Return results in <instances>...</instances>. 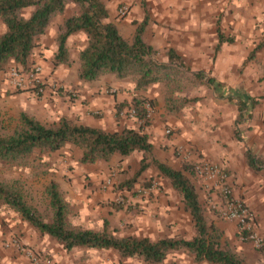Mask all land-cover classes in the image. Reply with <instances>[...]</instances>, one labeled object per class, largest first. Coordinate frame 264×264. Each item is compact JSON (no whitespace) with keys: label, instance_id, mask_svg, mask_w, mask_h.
I'll return each instance as SVG.
<instances>
[{"label":"crops","instance_id":"crops-1","mask_svg":"<svg viewBox=\"0 0 264 264\" xmlns=\"http://www.w3.org/2000/svg\"><path fill=\"white\" fill-rule=\"evenodd\" d=\"M103 1L109 9V20L118 30L119 24L126 25L125 38H131L136 23L147 16L144 39L156 49V59L168 63V50L172 49L179 57L177 61L173 58L175 65H183V71L187 73L202 71L204 81L212 78L215 84L203 83L206 88H201V91L204 93L197 95V98L186 99V106L177 116L165 111L163 82L154 83L146 89L158 109L144 127L152 144V158L178 168L181 159L176 156L175 148L184 145L189 149L192 161L207 159L222 166L230 175L234 195L248 204L254 226L264 238V39L261 38L264 36V0H145V5L141 0ZM118 1L130 6L123 19L117 15L111 16V9H115ZM219 33L224 41L216 50ZM54 36L55 30L50 27L42 46H37L33 54L31 66L42 67L45 90L41 97L36 96L42 98L40 104L56 111V121L63 116L105 130L133 125L130 118L117 117L115 109L116 103L129 101L134 95L130 90V81L117 79L114 75H103L92 82L81 80L78 77L77 58L71 54L72 60L68 64H60L49 75L47 70L55 50ZM86 41L85 33L79 31L68 37L66 46L72 53L71 47L76 42L75 47L79 52ZM51 84L57 86L49 91L46 88ZM0 86L2 91L12 88L5 74ZM27 93L35 97L33 93ZM70 93L74 98H70ZM173 94L185 96L187 93L181 90ZM247 96L254 98L256 103L244 115L246 119L237 122L240 98L246 99ZM167 129L170 133H166ZM70 152L71 149L67 147L58 153L62 157L53 162L52 170L55 171L53 179L66 203V210L70 212L67 217L71 218L67 221L71 226L100 230L107 225L121 236L148 237L152 240L163 237L191 239L194 236L191 216L181 214L172 187L163 179L159 178L165 184L150 197L125 193L129 197L131 195V201L118 208L112 203L118 191L100 189L104 179L109 176L107 164L115 165L114 182L127 178L139 168L141 152L123 158L115 155L106 164L102 161L83 164L77 151L74 157ZM247 153L259 160L257 166L249 164ZM70 161L78 163V166L69 168ZM76 174L88 178L90 188L86 189L87 184H83V190L78 188L73 181ZM157 175L156 169L147 168L141 178ZM194 182L201 202L207 207L210 222L221 232L222 245L228 243L226 247H230L243 260L264 258V247L254 249L241 242L235 223L220 219L209 209L210 201H216L217 196L214 193L208 196L201 182L196 178ZM11 237H17L26 248L49 258L50 264H149L139 257L122 258L112 248L77 246L67 250L48 234L38 231L21 215L10 212L9 208L0 209V240ZM0 264L32 263L17 249L5 248L0 244ZM156 264L212 263L196 262L192 253L176 249Z\"/></svg>","mask_w":264,"mask_h":264},{"label":"trees","instance_id":"trees-1","mask_svg":"<svg viewBox=\"0 0 264 264\" xmlns=\"http://www.w3.org/2000/svg\"><path fill=\"white\" fill-rule=\"evenodd\" d=\"M141 2L145 5V0ZM68 6L73 7V13L67 15ZM109 15V9L103 0H0V23L3 26L0 31V75L7 72L10 63L22 71L29 70L32 67L30 57L36 47V39L48 30L56 17L61 16L63 19L56 27L54 66L71 61L66 46L67 39L73 33L84 32L87 41L78 53V77L90 82L106 74L120 79L131 78L134 95L130 101L117 103L116 116L120 117L121 109L135 111L131 117L133 125H124L118 130H105L67 117H61L57 123L48 125L22 112L11 132L0 130V163L24 166L27 164V157L36 150L50 154L69 145L79 150V161L83 164L110 161L115 155L123 158L141 152L140 166L135 175L114 182V192L118 191L123 195L126 192L132 193L142 173L153 163L158 171L157 180L163 179L172 187L184 210L190 214L194 236L191 239L163 237L152 240L148 237L121 236L107 225L100 230L71 226L67 221L66 203L55 181L47 186L53 208L51 220H44L41 213L27 204L15 188L0 183L1 200L38 231L48 234L67 250L77 246L112 248L122 258L139 257L146 263L156 264L162 262L171 250L185 249L193 254L196 262L244 264L240 256L223 248L221 232L209 220L207 207L201 202L194 182L195 162L191 159L181 160L182 167L176 169L153 159L152 144L144 131L151 120L147 117L148 110L145 107L151 101L144 94L150 85L164 82L171 89L178 80L177 73L190 80L193 78L192 80L200 83L215 86L213 79L208 78L205 82L202 71H183V65H175L173 62V58L177 61L179 57L172 49L168 50V63L156 59V49L144 39L147 16L136 23L133 37L129 40L120 34L117 26L109 20ZM223 41L224 37L219 33L216 50ZM18 90L34 92L36 87ZM170 97L171 95L166 97L165 111L167 114H175L182 104L173 106ZM255 103L256 100L249 96L246 99L240 98L236 121L246 119L244 115ZM247 157L252 166L259 164V160L250 153H247ZM114 205L117 208L122 206Z\"/></svg>","mask_w":264,"mask_h":264},{"label":"rangeland","instance_id":"rangeland-1","mask_svg":"<svg viewBox=\"0 0 264 264\" xmlns=\"http://www.w3.org/2000/svg\"><path fill=\"white\" fill-rule=\"evenodd\" d=\"M123 4H126L129 6V4L126 2L118 1L115 4V9H113V8L111 9V16L112 17H113V15L118 16V8ZM71 13H73V7L68 6L66 14L68 15ZM118 17L121 19L125 18V16L124 17L118 16ZM62 19L63 18L61 16L56 17L50 25V27L55 30V36H54L55 50H56V27H57L59 21H61ZM125 26L126 25H120L119 24V30L121 31V35L123 37L127 34V33H125V28H124ZM50 27L48 29H50ZM129 27L131 29L132 28L134 29L133 26L129 25ZM2 28H3V26L0 23V31H2ZM47 32H48V30L36 39V47L42 46V43L44 42V40L47 37ZM132 37H133V35H132ZM131 38H128V39L131 40ZM261 38L264 39V36H262ZM75 45H76V42H73L74 47H71L72 53H70L69 50H68V53H69V56L71 54L72 56L74 55V57L78 58L79 52H77ZM36 47L34 48V51L30 57L31 62H33V60H34L33 54H34V52L37 51ZM55 50H54V52H55ZM70 60H72L71 57H70ZM49 65L50 66L48 67L47 71L50 75V73H52V71H55L59 65L54 66L53 57L51 58ZM11 66H13V65H11V63H10V65L7 67V69ZM5 72L6 71L2 72L0 75V85H1V81H3V77H4ZM106 75H112V74H106ZM1 76H2V78H1ZM117 79H120V78H117ZM123 79L131 82L132 88L130 90L132 91V94H134V91H133L134 84H133L131 78L128 77V78H123ZM177 79L178 80L173 83V87L171 89H169L164 82L163 83L161 82V83L163 84V99H164V101H166V97L168 95H171V97H170L171 98V104L173 106H176V105L180 106L182 104V106H180V109H179V111H180L182 107L186 106V104H185L186 100L184 101V103H182L183 99H191L193 97L194 98L199 97L197 95H199L200 93H204V91H201V88H206V86H203V83H200L196 80H190L189 77L183 76V74H180V73H177ZM56 86H57V84L56 85L51 84L46 89H48L50 91V89L53 90ZM43 87H44V83H43ZM181 87H182V89H181ZM57 88H61V90H62V87H60V86H58ZM187 89H189V90H187ZM181 90H183L185 93H187L185 96L188 98H185V96H175V94H173L175 92L180 93ZM27 92L33 93L35 97H33L31 94H28ZM41 94L37 95L30 90L20 91L18 89L13 88V87L10 89H5L2 91V88L0 86V130H2L4 132H11L15 128V126L18 122V119H19V115L22 112H26L27 114L32 115L35 118H37L42 123H45L48 125H52V124L57 123L61 117L56 121L55 120L56 117H54L56 111L53 110L49 106H43L40 104V101L42 98H37V97H39V96L41 97ZM144 94L151 101V103L150 102H147V103L151 104V107L153 109V114L157 113L158 109H157L156 105L153 103V101L151 100L150 96L147 95L146 90L144 91ZM176 95H178V93H176ZM69 96H70V98H74V96H72L71 93ZM132 97H133V95H131L130 100L132 99ZM120 102H122V101H120ZM116 105H117V103H116ZM116 105H115V109H116ZM165 109H166V107H165ZM125 111H127V110L126 109L120 110V117L124 116L125 118H130L129 116L125 115ZM178 112L175 114H172V115L177 116ZM67 147H69L71 149V152H70L71 156L74 157L75 151H77L79 153V150L77 148L69 145V146H65L64 148H62L59 151L52 152L50 154L40 153L39 150H36L31 156L27 157V159H26L27 164L24 166H18V165L13 166V165L0 163V183L3 185H7L10 188L13 187L17 191H19L21 193L24 201L27 204H29L31 207L36 208L41 213L42 218L44 220H51L52 215H53V208L50 205V198L47 194V186L51 182L54 181L53 177H55V175H53L55 171L53 172V170H52V168L54 169L53 162L58 161V159L60 157H62L59 154L62 153L63 150ZM79 155H80V153H79ZM53 157H56V158L54 159ZM70 162H71L70 164L68 163L69 168H75L78 166V163L76 164V163H74V161H70ZM102 162H103V164H106L110 161H102ZM106 167H107L109 176H111L112 178L115 177L114 176V173L116 172V168H114L115 165L110 166V164H107ZM181 167H182V162H180L179 167L176 169H179ZM148 168L157 170L156 166L153 163H152V166L151 167L149 166ZM137 170L135 171V173L137 172ZM86 173H88V172H86ZM135 173L132 176H129L127 178L133 177L135 175ZM141 176H140L139 181H138L139 186L148 184L149 181L152 179L157 180V176L153 177V178H147V179H144V178L142 179ZM124 179H126V178H124ZM122 180L123 179H121V180L117 179L115 181V183L122 181ZM73 181H74V183L77 184L78 188L83 190V188H84L83 184H87L88 178H84L83 175L79 176L76 174V176H73ZM160 184H161V186H163L165 183L160 182ZM88 188H90L89 184H87V186H86V189H88ZM111 191H114L113 187L111 188ZM174 194H175V197L177 198V200L179 202L181 214H183V215L186 214L187 216L190 217V214L184 210L183 204H182L179 196L177 195V193L175 191H174ZM112 203L114 204L113 201H112ZM114 207L116 208L115 205H114ZM7 208H9L10 212H15L18 215H20L17 211H15L9 205L4 203L3 200H1V198H0V209L7 210ZM69 213L70 212H68V209H67L66 215L68 216ZM70 218L71 217H67V219H70ZM2 240L4 241V239H1L0 244L1 245L3 244V246H4V243H2L3 242ZM7 240H9V239H6L5 241H7ZM243 243H247V242H243ZM226 244H227L226 246H228V243H226ZM247 244L251 245L250 243H247ZM222 246H223V248L231 250L230 247H226L225 245H222ZM5 248H8V247H5ZM253 248L256 249L255 247H253ZM243 262H244V264H264V258H262V259H257V258L255 259L254 258V260L248 259V260H243Z\"/></svg>","mask_w":264,"mask_h":264},{"label":"built area","instance_id":"built-area-1","mask_svg":"<svg viewBox=\"0 0 264 264\" xmlns=\"http://www.w3.org/2000/svg\"><path fill=\"white\" fill-rule=\"evenodd\" d=\"M129 11V6L126 4L118 8V16L124 17ZM42 67L40 65L32 66L27 71L11 66L7 69L6 77L9 85L15 89H28L36 87L35 94L39 95L44 91L42 80ZM110 92H113L112 90ZM147 117L152 118L153 109L150 103L145 105ZM134 109L125 111V115L130 118L134 116ZM166 133H170L167 129ZM176 156L182 161L190 160V151L184 145H178L175 148ZM194 173L205 191L211 196L213 193L217 196V200H211L208 207L220 219L224 221L234 222L237 229L238 239L241 242L250 243L256 249H261L264 246V238L259 234L254 226L252 212L245 200L239 196H235L230 183L229 173L219 164L207 159L194 161ZM114 185V179L109 176L104 179L101 184L102 191H108ZM160 181L152 179L146 185H138L133 190V194L138 197H150L160 189ZM127 193V192H126ZM129 195V193H127ZM130 195V197H131ZM130 197L126 194L118 193L114 199V204L128 205ZM4 246L15 248L23 253L32 264H50L49 258H44L32 250L26 248L17 237H11L4 242Z\"/></svg>","mask_w":264,"mask_h":264}]
</instances>
